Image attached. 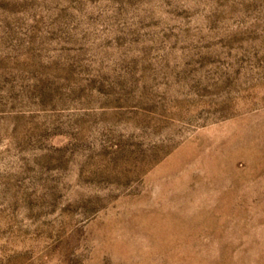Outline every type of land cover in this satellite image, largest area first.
Wrapping results in <instances>:
<instances>
[{"label": "rangeland", "instance_id": "rangeland-1", "mask_svg": "<svg viewBox=\"0 0 264 264\" xmlns=\"http://www.w3.org/2000/svg\"><path fill=\"white\" fill-rule=\"evenodd\" d=\"M0 264H264V0H0Z\"/></svg>", "mask_w": 264, "mask_h": 264}]
</instances>
